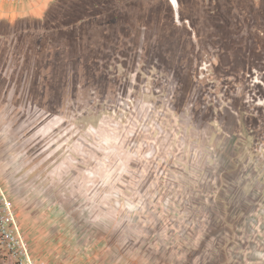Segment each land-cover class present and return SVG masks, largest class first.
<instances>
[{"label":"rangeland","instance_id":"obj_1","mask_svg":"<svg viewBox=\"0 0 264 264\" xmlns=\"http://www.w3.org/2000/svg\"><path fill=\"white\" fill-rule=\"evenodd\" d=\"M178 1L0 19V242L31 264H264V0Z\"/></svg>","mask_w":264,"mask_h":264},{"label":"crops","instance_id":"obj_2","mask_svg":"<svg viewBox=\"0 0 264 264\" xmlns=\"http://www.w3.org/2000/svg\"><path fill=\"white\" fill-rule=\"evenodd\" d=\"M50 1L51 0H23L19 3L11 4L0 0V19L17 20L37 18L39 17V13L46 10ZM12 261L13 260H11V262Z\"/></svg>","mask_w":264,"mask_h":264},{"label":"built area","instance_id":"obj_3","mask_svg":"<svg viewBox=\"0 0 264 264\" xmlns=\"http://www.w3.org/2000/svg\"><path fill=\"white\" fill-rule=\"evenodd\" d=\"M4 2H8L11 4L19 3L23 0H1ZM1 244V242H0ZM2 247H6L7 253L10 255V259H12L15 263L18 264H31V260L29 258V251L25 249L24 242L22 240H9L2 242ZM7 255V254H6Z\"/></svg>","mask_w":264,"mask_h":264},{"label":"bare ground","instance_id":"obj_4","mask_svg":"<svg viewBox=\"0 0 264 264\" xmlns=\"http://www.w3.org/2000/svg\"><path fill=\"white\" fill-rule=\"evenodd\" d=\"M176 0H172V2L174 3V7H175V9L178 11V5H177V3L175 2Z\"/></svg>","mask_w":264,"mask_h":264},{"label":"flooded vegetation","instance_id":"obj_5","mask_svg":"<svg viewBox=\"0 0 264 264\" xmlns=\"http://www.w3.org/2000/svg\"><path fill=\"white\" fill-rule=\"evenodd\" d=\"M171 2H172V0H170ZM176 3H177V5H178V9H179V1L178 0H176ZM172 4H173V6H174V3L172 2ZM178 15H179V12H178Z\"/></svg>","mask_w":264,"mask_h":264},{"label":"water","instance_id":"obj_6","mask_svg":"<svg viewBox=\"0 0 264 264\" xmlns=\"http://www.w3.org/2000/svg\"><path fill=\"white\" fill-rule=\"evenodd\" d=\"M176 2V1H175ZM176 10V9H175ZM176 14H177V16H178V11L176 10Z\"/></svg>","mask_w":264,"mask_h":264}]
</instances>
